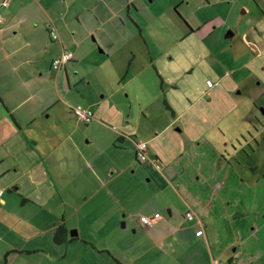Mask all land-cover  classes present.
<instances>
[{"label":"rangeland","instance_id":"rangeland-1","mask_svg":"<svg viewBox=\"0 0 264 264\" xmlns=\"http://www.w3.org/2000/svg\"><path fill=\"white\" fill-rule=\"evenodd\" d=\"M105 4L117 6V0H106ZM98 6L101 8L99 10H108L107 6L103 8L104 4ZM21 9L17 1H12L4 10L8 15L3 28H8V31L0 36V48L2 43L5 44L8 54L13 48H18L25 38V31L20 30L12 35L16 28H10L19 19ZM113 21L116 23L117 18L108 16L103 26L95 22L93 27H98L99 32L92 35H88V30L76 29V34L81 31L77 40L87 37L86 43L94 51L102 50L96 45L97 38L101 39L103 32L104 36L107 35ZM93 27L90 31H93ZM262 45H249L248 48H242L241 52H237V47L227 53L215 51L211 57L204 58H200L202 55L195 51L194 46H188L184 51L178 48L179 56L172 61L163 58L155 63L156 71L151 67L159 82L161 76L165 81L164 88L157 89L160 94L154 96L153 90H126V87H122L124 82L121 80L122 74H117V59H114L115 64L111 67L105 63L108 48L104 47L102 54L95 52L98 58L83 54L84 59L78 70L84 72L90 82L100 87L101 81L97 76L101 73L104 74L103 80L108 79L103 83V88L109 84L113 87V80L117 82V122L108 119L112 127H117V133L126 136L125 139L133 137L146 140L151 136L148 147L158 159L155 168L146 162L139 164L135 161L130 139L126 140L124 146L117 140L115 150L107 141L108 135L100 127L89 129V126L79 123L75 116L68 118L72 121H68L64 127L70 138L65 143L70 144L75 155L96 154L97 160L99 157H108L105 173L102 172L100 178L104 176L106 181L112 176L113 180L96 194L94 192L97 189L70 192L73 200L95 194L93 201L80 207L79 217L82 218V224H87L89 228H82L80 232L81 239L90 242L88 247L84 246V250L89 248L91 251V244L99 251L109 249L112 255L117 254V259L123 264H183L186 262L185 252H196L199 248L203 252H210L206 255L207 259L212 256L221 264H227L225 258L218 256V251L232 235L239 237V233L245 229L250 233L254 222L264 223ZM25 51L23 49L22 53ZM145 61L138 58L132 64V72ZM109 70L113 74L111 79ZM22 72L32 91L51 90L49 74V81L44 79L45 75L42 81L36 79L38 76L34 63H27L22 67ZM9 76L10 81L4 86L5 90L21 88L23 81L20 76L16 72L9 73ZM29 76L36 77L28 79ZM112 87L106 91H111ZM70 96L67 102L73 107L80 105L87 108L77 94L72 95L71 99ZM2 116L8 117L6 121H2ZM101 119L104 121V118ZM5 132L18 134V127L0 103V137ZM19 133L25 143L19 137L11 143L0 140V198L8 199L6 206L0 201V223L4 225L3 230L0 229V258L3 261L0 264L6 260L3 257L8 250L39 247L44 250L25 255L23 264H53L51 261L56 254L50 258V253L46 252L50 249L47 241L50 237L34 230V227L56 217L46 206L53 197L52 182L49 172L41 164L35 166L39 159L35 157L34 148ZM226 139L229 140L228 151L231 152L229 161L220 154L223 149L220 142ZM72 141L73 144L70 143ZM100 184L97 185L94 180L95 187H101ZM24 199L29 201L21 204ZM41 202L42 208L39 207ZM190 207L203 216L209 231L217 235V242L214 243L210 235L207 241L196 239L191 230H187L183 244L173 254L176 258L163 261L162 251H167V242L163 248L159 244L155 245V242L167 233L168 219L175 225L183 223L182 214ZM168 210L172 212L171 218L168 217ZM155 212L163 217L158 225L154 228L139 225L141 215L148 216ZM69 214L70 211L66 215ZM74 216L78 217V214ZM113 216L117 218L115 227ZM84 219L86 222H83ZM158 230L160 237H157ZM114 234L117 236L113 237ZM91 254L94 255L93 251ZM12 256L10 262L14 260ZM97 256L107 259L105 252ZM73 262L74 257H69L66 262L55 264ZM108 263L112 262L109 260Z\"/></svg>","mask_w":264,"mask_h":264},{"label":"crops","instance_id":"crops-1","mask_svg":"<svg viewBox=\"0 0 264 264\" xmlns=\"http://www.w3.org/2000/svg\"><path fill=\"white\" fill-rule=\"evenodd\" d=\"M2 1L0 0V3ZM12 1L13 3L17 1L22 8L19 19L10 26V28H16L12 35L22 30L25 31V38L20 46H17L18 48H13L11 54L5 50V44H1L0 103L16 123L18 134L5 132L6 134L3 133L0 140L11 143L19 137L21 142L25 143L19 135L21 132L32 144L35 157L39 159L35 162V166L41 164L49 172L53 197L46 206L50 208L49 212L56 217L46 220L41 226L34 227V230L38 234L48 235L51 238V242L50 238L47 239L50 249L46 252L50 253V258L54 256V253L56 254V257L51 261L53 264L61 261L64 263L69 257H74L72 264H109V260L112 262L111 264H123L117 259V254L112 255L109 249L99 251L91 244V251L89 248L84 250V246L88 247L90 242L82 240L80 232L82 228L88 230L89 228L86 227L87 224H82V218L79 217L80 207L93 201L96 192L106 188V184H111L113 180L112 176L106 181L104 176L100 178L105 173L108 157H99L97 160L96 154L92 156H87L86 153H83V156L75 155L70 144L65 143L70 137L65 132L64 124L72 121V119H68L69 117L75 118L74 105L69 104L67 99H69V95H71V99L74 94L82 99L86 107L93 112L92 120L83 125L89 126V129L100 127L108 135L107 141L115 150H117V140L120 141L121 146H124L126 140L130 139L136 162L140 161L136 155V140L145 141L148 146V140L152 137H147L146 140L133 137L125 139L126 136L117 133V127H112L110 121L117 122V101L115 98L117 82L113 80V87L109 84L103 88V83L108 81V79L103 80V73L97 76L101 81L100 87L90 82L89 77L78 70L84 59L83 54L87 53L93 58H98L97 54L104 53V47L108 48V53L105 54V63L111 67L117 59L119 68H117V74H122L121 80L124 82L122 87H126V90H153L152 95L154 96L160 94L157 89L164 88L165 84L163 76L159 82L158 76L153 73L152 69H155V63L162 61L163 58L172 61L174 57L179 56V49L184 51L188 46H194L195 51H198L200 56L202 55L200 58H204L211 57L215 51L227 53L233 47H237V52H241L242 48H248L249 45L261 46L264 44V0H117V6L113 7L105 4L106 0H8L6 7L0 6L1 37L8 31V28H3L8 15V13L7 15L4 13V10L11 5ZM103 4V8L107 6L108 10H99L101 8L98 5ZM108 16L117 18V21H115L116 23L112 22L113 26L110 27L106 36L103 32L101 39L97 38L96 45L102 47V50L94 51L86 43L87 37L81 41L77 40L81 31L76 34V29L88 30V35L96 34L99 29L93 27L94 23L100 22L101 25H99L103 26L108 21ZM92 27L93 31H90ZM53 30L57 35L56 39H52L50 36V32ZM23 49H26L24 54L22 53ZM65 51H71L74 59L60 69L54 70L53 61ZM260 54L264 56V49ZM138 58L146 59V61L132 72V64ZM27 63L35 64L36 76H38H29L28 79L36 77L42 81V76L45 75L44 79L47 80L49 74L51 90H31L22 72V67ZM14 72L23 81L21 88L5 90L4 86L10 81L9 73ZM109 72L111 79L113 74H111V70ZM109 87H112V90L106 91L110 89ZM47 113L48 117H44ZM7 118L1 117L2 121H6ZM101 118H104V121ZM48 119H53V124ZM222 141L220 146L223 149L220 154L226 156L225 160L229 161L228 157L231 156V152L228 151L229 140ZM70 143L73 144V141ZM252 150L254 151V149ZM91 154L93 153L91 152ZM147 157L144 162L154 167L155 161L158 159L154 155V151L149 150V147ZM144 162L140 161L139 164ZM94 180L97 185L102 180L101 187H95ZM89 189L97 190L92 196L84 195L77 200H73L70 196V192L73 190L79 192ZM8 192L10 191L8 190ZM0 201L3 206L8 204V199L0 198ZM28 201L29 199H24L21 204ZM195 203L197 204L196 201ZM39 207H43L42 202ZM69 211L70 214L66 215ZM188 211L193 214L191 221H187L184 217ZM185 213L182 214L183 223L181 224L175 225L168 219V231L162 237L158 233L159 230L157 231L160 241L155 242V245L159 244L163 248L164 243L167 242V251H162L163 261L170 260L171 257L176 258L173 254L176 253L175 249L183 244L182 240L187 236V230H191L194 237H197L196 239L207 241L208 235H210L214 239V243L217 242V235L214 231H209L205 223L206 220L197 210L190 207ZM75 214H78V217H75ZM168 217H172L171 210H168ZM73 218H76L75 221H71ZM112 219L116 220L113 225L115 227L117 218L113 216ZM162 219L161 216L149 228H154ZM83 222H86L85 219ZM61 225L65 227L67 239L71 241L56 244L53 242V235L57 227ZM3 227V223H0V229L3 230ZM198 230L203 231L202 235L196 234ZM263 231L264 223L254 222L250 233L245 229L239 233V237L232 235L231 239L218 251V256L225 258L227 264H264ZM70 232H75V235H70ZM92 233L95 237L94 232ZM40 250L44 249L39 247V249L8 250L4 254L5 258H3L6 260L3 264H23L25 255L28 256ZM92 251L94 255L91 254ZM101 252L107 254V259L97 256ZM185 253L186 262L183 264H221V261L212 256L207 259L206 255L210 253L208 250L203 252L197 248L196 252ZM12 254L14 260L10 262ZM0 262H3L1 258Z\"/></svg>","mask_w":264,"mask_h":264},{"label":"built area","instance_id":"built-area-1","mask_svg":"<svg viewBox=\"0 0 264 264\" xmlns=\"http://www.w3.org/2000/svg\"><path fill=\"white\" fill-rule=\"evenodd\" d=\"M7 5H8V0H3L0 3V6L2 7H6ZM50 36L52 39L57 38V35L54 30L50 32ZM73 59H74L73 53L71 51H65L59 56V58L53 61L52 63L53 69L58 70L64 65H66V63L72 61ZM73 113L75 117L78 119V121L83 124H88L93 118V112L90 109L82 107L80 105H77L73 108ZM147 151H148L147 143L145 141L137 140L136 155L141 162L147 160L148 158ZM184 217L187 221H191L193 219V214L191 211H188L185 213ZM160 218L161 215L159 213H154L150 216L143 215L139 217V224H141V226L143 227H152L155 224V222ZM202 233H203L202 230H198L196 232L198 236L202 235Z\"/></svg>","mask_w":264,"mask_h":264},{"label":"trees","instance_id":"trees-1","mask_svg":"<svg viewBox=\"0 0 264 264\" xmlns=\"http://www.w3.org/2000/svg\"><path fill=\"white\" fill-rule=\"evenodd\" d=\"M138 163H140L137 160ZM71 240L67 239V232L64 226H58L53 235V242L56 244L68 243ZM5 258V257H4Z\"/></svg>","mask_w":264,"mask_h":264},{"label":"water","instance_id":"water-1","mask_svg":"<svg viewBox=\"0 0 264 264\" xmlns=\"http://www.w3.org/2000/svg\"><path fill=\"white\" fill-rule=\"evenodd\" d=\"M123 225V224H122ZM70 235H75V232L73 233V232H70ZM233 251H234V249H232Z\"/></svg>","mask_w":264,"mask_h":264}]
</instances>
